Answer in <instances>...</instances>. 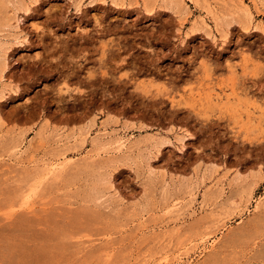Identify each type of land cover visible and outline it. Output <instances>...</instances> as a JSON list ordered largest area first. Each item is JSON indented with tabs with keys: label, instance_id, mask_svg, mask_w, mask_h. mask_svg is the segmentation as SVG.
Wrapping results in <instances>:
<instances>
[{
	"label": "rangeland",
	"instance_id": "1",
	"mask_svg": "<svg viewBox=\"0 0 264 264\" xmlns=\"http://www.w3.org/2000/svg\"><path fill=\"white\" fill-rule=\"evenodd\" d=\"M0 16V264H264V0Z\"/></svg>",
	"mask_w": 264,
	"mask_h": 264
},
{
	"label": "bare ground",
	"instance_id": "2",
	"mask_svg": "<svg viewBox=\"0 0 264 264\" xmlns=\"http://www.w3.org/2000/svg\"><path fill=\"white\" fill-rule=\"evenodd\" d=\"M1 1H2V0H1ZM6 4H7V3H6ZM4 9H5V8H4ZM0 17H1V16H0ZM4 17H5V16H4ZM0 20H1V19H0ZM7 24H8V23H7ZM6 26H7V25H6ZM6 26H5V27H6ZM0 27H1V26H0ZM60 176H61V175H60ZM12 183H13V182H12ZM7 191H8V190H7ZM4 192H5V191H4ZM4 195H5V194H4ZM4 195H3V196H4ZM11 197H12V196H11ZM7 199H8V198H7ZM5 200H6V199H5ZM19 201H20V200H19ZM4 202H5V201H4ZM21 241H23V240H21ZM31 244H32V243H31ZM50 244H52V243H50ZM62 246H63V245H62ZM42 247H43V246H42ZM49 247H50V246H49ZM89 250H90V249H89ZM50 253H51V252H50ZM69 254H70V253H69ZM55 255H56V254H55ZM48 262H49V261H48Z\"/></svg>",
	"mask_w": 264,
	"mask_h": 264
}]
</instances>
